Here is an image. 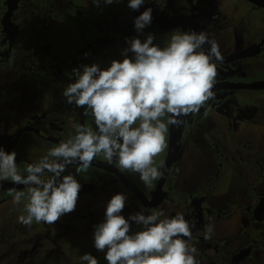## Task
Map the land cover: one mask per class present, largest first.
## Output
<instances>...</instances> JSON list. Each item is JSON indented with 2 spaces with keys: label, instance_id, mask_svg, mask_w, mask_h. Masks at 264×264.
I'll list each match as a JSON object with an SVG mask.
<instances>
[{
  "label": "flooded vegetation",
  "instance_id": "1",
  "mask_svg": "<svg viewBox=\"0 0 264 264\" xmlns=\"http://www.w3.org/2000/svg\"><path fill=\"white\" fill-rule=\"evenodd\" d=\"M46 1L33 0V6H42ZM241 1L245 6L252 8H257L254 5L264 7L253 0ZM116 4L118 3L111 4L112 7L107 9L110 18L114 20L112 22L119 17ZM120 4L123 7L124 4ZM89 9L92 14L90 12L88 19L94 23L102 12H98L99 9L95 7ZM192 10L196 11V16L190 23L186 22L185 25L181 23L184 27L181 25L180 29L204 31L202 27L204 21L209 23V19L204 20V17H201L204 16V7L199 9L201 16L197 12L198 8L192 7ZM126 11L128 12L129 8ZM0 14V87L5 88L3 91L5 95L10 94L8 97L1 96L0 104L7 99L15 101L19 98L26 102L20 125L4 144V148L6 151H16L18 171L26 174L28 164L37 162L46 156L51 148L67 140L70 135H75L77 128L83 126L95 130L93 116L90 113L86 114L85 108L67 102L63 107L65 104L62 106L60 103L59 98L63 89L72 82V69L82 64L96 63L94 59L97 58L101 59L99 61L101 67H107L112 59L121 58L120 51L127 46L125 38L134 35L126 34L124 30L116 31L114 26L107 28L105 25L104 28L97 29L93 37L79 45L77 40H72L66 45L65 51H60L50 40L49 35L42 33L38 26L32 27L30 18L35 21L43 16L38 14L35 8L26 6L22 0H4L0 6ZM182 18V14L176 17L180 20ZM29 27L32 31L26 33L25 30ZM155 43L161 46L167 44L158 39H155ZM96 47L100 49L94 53ZM222 56L221 63L225 64L250 58H264V29L257 31L253 27L250 39L245 44L229 50ZM7 64H13L18 75L36 79L38 84L30 81L26 87L24 81L11 77L17 73H12ZM212 90L222 93L205 102L198 111L181 117L182 123L169 125L165 152L162 156L157 155L154 158L156 165L164 162L163 168L160 169L162 176L151 185H145L138 173L121 171L118 158L114 157L112 162H109L103 153L93 159L87 171H79L77 163L69 165L65 174L71 172L76 176L82 185L77 200L84 199L79 206L77 201L75 211L79 212L86 202L89 205L92 200L109 198L117 191L124 192L128 197L125 212L143 211L149 214L163 210L171 216L182 211L192 225L190 243L198 249V257L202 262L206 258L213 259L218 253L211 251L210 247L204 244L206 239H219L218 235L213 233V228L211 233L214 236L211 237L209 233L212 223L237 214L241 221L239 228L226 239L221 233V240L231 242L232 238L241 234L243 242L234 251L225 252L226 261L229 264L261 261L264 263V259H260L256 254L258 241L256 238L263 234L261 239L264 242V225L261 224L264 220V206L259 210L257 199L261 196V201H264V195L257 193L254 184L242 193L233 191L234 182L229 181L226 171L222 172L223 164L228 165L235 174L238 173V167L241 170H248L255 175L254 179L264 173L262 153H256L264 151L262 145L264 128L256 130L254 127L260 123L264 126V115H256L251 112L250 107L264 104V78L255 81L250 79L216 81ZM227 98L233 100L229 106ZM163 119L167 120V117ZM209 122L220 130L222 135L219 139L207 134ZM242 152L250 154L246 156L242 155ZM212 160L217 162L216 170L211 169ZM248 164L250 165L247 166ZM17 191L25 192L26 201L27 186L16 184L10 179L0 180V212H14L16 206L20 207V212L24 211V205L13 203V194ZM93 206L101 210L95 202ZM257 218H260L261 222H257ZM56 222L58 227L62 225L59 219ZM40 224L41 222L34 221L32 225ZM88 230L89 227L86 225L85 232ZM138 230L140 226L132 224V231ZM1 237H6L4 230H1ZM19 238L24 245L36 244L38 241L23 236ZM80 244L81 248L90 249L89 253L92 255L103 253L94 248L92 235L84 236ZM4 248L9 250L8 247H2L0 259L5 256ZM10 253L9 251L8 254ZM40 264L44 262L41 260Z\"/></svg>",
  "mask_w": 264,
  "mask_h": 264
},
{
  "label": "clouds",
  "instance_id": "2",
  "mask_svg": "<svg viewBox=\"0 0 264 264\" xmlns=\"http://www.w3.org/2000/svg\"><path fill=\"white\" fill-rule=\"evenodd\" d=\"M91 2L99 6L120 0ZM145 3L127 0L133 10ZM151 22L152 8L145 7L133 18L136 33H143ZM155 39L151 32L143 39L126 37L121 58L112 59L107 67L93 62L72 69V82L62 94L68 104L93 116L95 130L77 128L75 135L28 164L26 174L18 171L16 151L0 145V180L28 187L26 201L25 192L13 194V203L24 201L26 215L18 217L20 223L54 224L75 211L82 185L65 170L77 163L79 171H87L101 153L109 162L118 158L120 170L138 173L145 185L162 176L164 162L156 165L154 158L167 147L169 125L182 123L181 117L214 98L217 63L223 56L215 39L203 30L174 29L164 46ZM127 200L124 192H114L104 203L103 219L93 225V246L104 253L108 264H199L198 249L190 243L192 225L184 212L169 216L163 210L137 211L125 216ZM132 224L140 230L133 232ZM80 260L98 264L87 252Z\"/></svg>",
  "mask_w": 264,
  "mask_h": 264
},
{
  "label": "rangeland",
  "instance_id": "3",
  "mask_svg": "<svg viewBox=\"0 0 264 264\" xmlns=\"http://www.w3.org/2000/svg\"><path fill=\"white\" fill-rule=\"evenodd\" d=\"M235 1V0H234ZM233 0H146V3L140 7L138 10L130 9L127 6V0H120L121 4H116V12L118 18H115V22H112L110 13L107 12L109 7L112 5H104L101 3L99 6L93 5L91 0H47L42 6H33V0H22L23 4L28 7H33L36 9L38 14H42L39 20H32L33 28L38 26L41 32L49 35L50 40L54 45L60 50L65 51L66 45L70 44L72 40H77L79 45L82 41L93 37L96 34V30L99 28L116 27V31L124 30L123 32L131 35H139L144 37V34L149 32L153 33L156 39L162 42H168L174 29H180L184 23H190L196 16V11L192 10V7L198 8V13L200 15L199 9L204 7V20L209 19V23L204 21V26L202 25L204 31H206L211 38H214L219 45V50L222 55L226 54L229 50L239 47L245 44L250 39L251 29L255 27V30L264 29V7L254 5L257 8H252L245 6L243 1L235 3ZM4 0H0V6ZM204 5V6H203ZM95 7L99 9V18L93 23L92 20L88 19V16L92 11L89 9ZM104 7V8H103ZM122 7V8H121ZM145 7L152 8V22L150 25L146 26L143 33H136L133 26V18L143 11ZM129 8L127 12L126 9ZM123 14H122V13ZM44 13V14H43ZM178 14H182V20L176 19ZM1 15V14H0ZM34 17V16H33ZM113 23V24H112ZM183 23V24H181ZM182 30V28H181ZM26 33L31 32V28H27ZM208 45L204 48L207 50ZM100 47L94 48V53ZM96 63L101 66L99 61L100 58L94 59ZM10 66L12 73L15 72V67L13 64H7ZM56 65H58L56 63ZM13 78L17 80L24 81V85L28 87V83L34 82L38 84L36 79L24 76L22 74L16 75L12 74ZM264 78V58H250L243 61H233L228 64L218 62L217 63V77L216 81H239L243 79L250 80H260ZM5 88L0 87V97L5 95L3 91ZM214 92V97L218 96L222 92ZM27 94V92H26ZM60 103L63 107L66 106V100L63 94H61ZM209 99L208 101H210ZM206 101V102H208ZM230 103L233 100L227 98ZM17 102V103H16ZM0 104V145L4 147V144L9 140L11 135L16 131L20 125L21 116L25 113V100H8L1 101ZM19 103V104H18ZM61 106V107H62ZM248 106V105H247ZM6 107L5 109H3ZM253 113L256 115H264V104L263 105H252ZM5 110V111H4ZM22 112V113H21ZM21 113V114H20ZM20 114V115H17ZM255 125L256 130H260L264 126ZM208 135L218 138L222 135L220 130L215 125L208 123L207 126ZM26 141V139H25ZM262 145L264 143L262 142ZM163 152L159 154L162 156ZM262 153L264 158V151H257L256 153ZM242 155L248 156L250 153H241ZM249 158V157H248ZM247 161V160H246ZM211 169L216 170L217 162L215 160L211 161ZM248 164L247 166H249ZM253 168V166H250ZM227 169V170H226ZM226 171V175L230 182H234L233 191L242 193L247 190L252 184L256 186L257 193L264 195V173L257 176L254 179L252 172L248 170H241L238 167V173H233L228 165L222 164V172ZM225 186V185H222ZM261 196H258L259 210L264 206V201H261ZM108 198L96 199L88 205L87 202L83 204L82 209L77 212H71L64 214L60 217L62 225L58 227L57 222L54 224H46L41 222L40 225L25 226L19 223L18 217L21 215H26V212L21 211L20 207L16 206L14 212H0V251L2 247L5 250V256L0 259V264H40L41 260L44 264H78L81 260L80 257L83 253H89L90 249L81 248V240L84 236L92 235L93 225L100 222L103 219L104 203ZM78 206L81 205L84 199H79ZM93 202L101 207L93 206ZM126 201L125 208L128 207ZM257 202V201H256ZM18 205H24L22 201ZM135 206V205H134ZM129 213L123 210V214L127 216ZM80 222H77L79 221ZM257 222H261L260 218H257ZM239 215L234 214L227 219H220L212 223L211 229L213 228V233L217 234L219 239L215 238L206 239L204 244L210 247V250L216 253L213 259L206 258L201 261L200 257L197 256L199 264H229L226 261L225 252L234 251L237 246L243 242V238L240 235H236L231 239V242L221 240L222 234L225 239L232 236L234 230L239 228ZM264 225V220L261 223ZM89 227L88 232H85V226ZM222 226V228H221ZM1 230L5 231V238L1 237ZM213 233L211 237L214 236ZM222 233V234H221ZM19 236H23L27 239H38L36 244H26L20 242ZM256 238V237H255ZM263 234L257 237V257L264 259V242L262 241ZM223 251L219 253V251ZM3 251V250H2ZM11 252L8 254V252ZM23 255V257H21ZM227 255V254H226ZM211 261L212 263H209ZM251 262V261H247ZM252 264H264L261 262H251ZM249 263V264H251Z\"/></svg>",
  "mask_w": 264,
  "mask_h": 264
},
{
  "label": "trees",
  "instance_id": "4",
  "mask_svg": "<svg viewBox=\"0 0 264 264\" xmlns=\"http://www.w3.org/2000/svg\"><path fill=\"white\" fill-rule=\"evenodd\" d=\"M93 255L98 260V264H108L107 260L104 257V253H95ZM78 264H86V262H79Z\"/></svg>",
  "mask_w": 264,
  "mask_h": 264
},
{
  "label": "water",
  "instance_id": "5",
  "mask_svg": "<svg viewBox=\"0 0 264 264\" xmlns=\"http://www.w3.org/2000/svg\"><path fill=\"white\" fill-rule=\"evenodd\" d=\"M253 1L259 5H264V0H253ZM169 159H171V153L169 154ZM242 252H244V250H242Z\"/></svg>",
  "mask_w": 264,
  "mask_h": 264
}]
</instances>
